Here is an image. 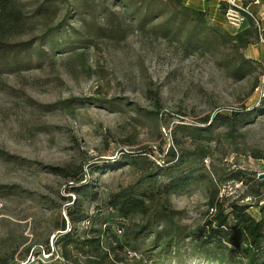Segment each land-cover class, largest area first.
Listing matches in <instances>:
<instances>
[{
  "label": "rangeland",
  "instance_id": "obj_1",
  "mask_svg": "<svg viewBox=\"0 0 264 264\" xmlns=\"http://www.w3.org/2000/svg\"><path fill=\"white\" fill-rule=\"evenodd\" d=\"M42 1L22 0L29 11ZM254 2L209 1L211 6L222 4L226 14L223 18L215 11L207 18L208 25L218 24L230 34L248 28L241 11L250 16L246 7L252 10L257 34L246 48L188 52L178 41H167L147 29L135 30L121 18L102 25L108 28L106 35L94 39V46L83 55H60L52 67L39 68L33 60L31 69L0 76V186H13L17 192L0 198V263L58 260L57 227L61 220L71 226L65 211L74 193L72 180L51 174L49 167L71 166L77 177L83 172V180L91 179L95 192L105 198L135 184L139 177L132 168L115 163L123 155L145 156L163 166L170 160L169 148L179 157L193 151L188 132L175 130L176 126H197L216 114L255 110L264 99V3ZM213 16L222 19L215 22ZM239 55L253 60L257 69L237 81L221 61ZM87 99L112 102L100 105ZM211 128L203 159L206 170L216 179L227 171L243 170L248 181L218 184V197L250 205V212L256 214L259 198L251 194L257 190L264 196V186L253 181H264V116L255 117L236 133L221 124ZM94 164L116 167L96 175L91 173ZM208 188V184H193L171 197L173 208L183 211L181 224L189 230L210 217ZM99 205L88 203L84 209L93 214ZM133 257L140 259L132 253L121 255L124 264H131ZM218 260L185 247L179 258L165 257L160 263L219 264Z\"/></svg>",
  "mask_w": 264,
  "mask_h": 264
},
{
  "label": "trees",
  "instance_id": "obj_2",
  "mask_svg": "<svg viewBox=\"0 0 264 264\" xmlns=\"http://www.w3.org/2000/svg\"><path fill=\"white\" fill-rule=\"evenodd\" d=\"M209 1L44 0L29 11L22 0H0V76L20 74L34 65L52 67L56 57L63 54L83 55L94 46V39L108 30L102 25L121 18L135 30L143 32L147 29L167 41H178L188 52L199 49L218 51L220 46L248 47L251 38L257 34L252 10L247 8L250 16L241 11L248 20V28L230 34L218 24L209 26L207 18L212 13L217 11L223 18L226 14L222 4L211 6ZM260 2L262 4L264 0ZM157 18L161 19L152 25ZM117 28L118 25L113 29ZM27 35L34 36L20 40ZM33 60L37 64L32 65ZM221 66L237 81L257 69L253 60L243 55L225 57ZM86 101L100 105L112 102ZM65 105L69 106V102ZM135 109L140 114L139 109ZM254 109L229 115L216 114L200 120L197 126H176L175 130L188 132L193 151L179 157L173 148H169L170 160L161 167L145 156L123 155L115 163L132 168L139 177L135 184L107 194L105 198L95 192L91 179L83 180V172L77 177L76 169L71 166L49 167L51 174L72 180L71 191L74 193V199H68L65 211L71 226L67 228L66 221L61 220L57 227L60 233L55 245L60 252L57 253L58 260L51 264H124L121 255L128 253L140 255L138 260L133 257L131 264H147L148 261L161 264L165 257L179 258L185 247L198 250L214 260L221 259L219 264H264V196L257 190L251 194L259 198L254 207L256 214L250 212V205L218 197V184L247 183V173L235 169L216 179V175L208 172L203 164L207 157L205 150L211 141V127L221 124L230 133H236L255 117L264 116V99ZM94 165L91 173L96 175L104 169L116 167ZM95 179L97 184L99 180ZM253 181L264 186V181L258 182L255 178ZM201 183L209 185L207 206L210 217L201 227L189 230L181 224L183 211L173 208L171 197L190 185ZM14 190L13 186H0V198L14 195L17 193ZM98 202L100 205L94 208L93 214L84 209L86 204ZM152 249H156L155 252ZM0 264L19 263L12 259L2 260Z\"/></svg>",
  "mask_w": 264,
  "mask_h": 264
},
{
  "label": "built area",
  "instance_id": "obj_3",
  "mask_svg": "<svg viewBox=\"0 0 264 264\" xmlns=\"http://www.w3.org/2000/svg\"><path fill=\"white\" fill-rule=\"evenodd\" d=\"M260 4H261L260 0H255L254 5H260ZM231 5H232L234 8H235V6H236V8H237V5H234V4H232V3H231ZM237 9H239V8H237ZM246 9H247V7H246ZM243 10H244V9H243ZM243 10H242V11H243ZM248 14H249V12H248ZM249 15H250V14H249ZM255 22H256V21H255ZM158 166L161 167L162 165L159 163ZM31 261L34 262L33 259H31Z\"/></svg>",
  "mask_w": 264,
  "mask_h": 264
}]
</instances>
